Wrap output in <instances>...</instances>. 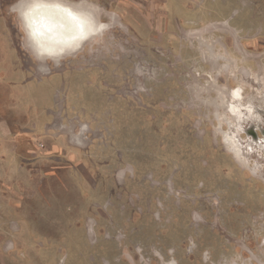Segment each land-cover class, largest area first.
Listing matches in <instances>:
<instances>
[{
    "label": "rangeland",
    "instance_id": "obj_1",
    "mask_svg": "<svg viewBox=\"0 0 264 264\" xmlns=\"http://www.w3.org/2000/svg\"><path fill=\"white\" fill-rule=\"evenodd\" d=\"M26 1L0 0V264H264V0H65L107 27L55 59Z\"/></svg>",
    "mask_w": 264,
    "mask_h": 264
},
{
    "label": "bare ground",
    "instance_id": "obj_2",
    "mask_svg": "<svg viewBox=\"0 0 264 264\" xmlns=\"http://www.w3.org/2000/svg\"><path fill=\"white\" fill-rule=\"evenodd\" d=\"M22 5L19 15L30 46L47 58L76 52L107 27L100 9L88 1L27 0Z\"/></svg>",
    "mask_w": 264,
    "mask_h": 264
}]
</instances>
